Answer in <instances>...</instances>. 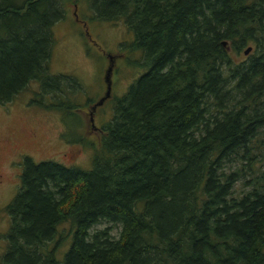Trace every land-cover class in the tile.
<instances>
[{"label": "trees", "instance_id": "16d2710c", "mask_svg": "<svg viewBox=\"0 0 264 264\" xmlns=\"http://www.w3.org/2000/svg\"><path fill=\"white\" fill-rule=\"evenodd\" d=\"M65 1L0 0V103L37 80L31 101L67 128L80 83L47 72ZM88 2L144 70L111 96L87 169L21 158L0 264H264V0Z\"/></svg>", "mask_w": 264, "mask_h": 264}, {"label": "rangeland", "instance_id": "374dc122", "mask_svg": "<svg viewBox=\"0 0 264 264\" xmlns=\"http://www.w3.org/2000/svg\"><path fill=\"white\" fill-rule=\"evenodd\" d=\"M64 5V16L51 26L53 42L47 72L70 74L79 81L81 105L75 110L78 116L73 117L78 120H72L66 128L58 111L34 104L31 99L39 90L37 80L29 81L9 101L0 103V138L16 141L12 145L4 144L0 150V259L5 249L4 233L8 224V215L3 208L16 191L21 158L29 156L35 161L50 158L87 169L92 152L90 145L98 143L100 125L112 113L111 96L123 93L144 70L125 60H138L140 51L137 48L127 52L119 47L121 42H130L133 38L132 31L121 19L97 18L88 0H67ZM243 48L237 52L228 49L234 62L246 57ZM108 66L109 93L92 109L91 105L104 95V75ZM253 91L249 101L258 106L261 96L255 89ZM85 98L90 101L84 103ZM64 132L71 140L62 137ZM237 182L234 189L239 187ZM105 225L111 224L102 222L90 229ZM58 231L61 239L55 249L56 258L66 248L70 234L67 223L59 225Z\"/></svg>", "mask_w": 264, "mask_h": 264}, {"label": "water", "instance_id": "95a60500", "mask_svg": "<svg viewBox=\"0 0 264 264\" xmlns=\"http://www.w3.org/2000/svg\"><path fill=\"white\" fill-rule=\"evenodd\" d=\"M221 42H222V44L225 43L224 40H222ZM250 49H251V46H250V45H246V46L242 49V53L246 54ZM107 55L110 57V54H107ZM109 69H110V67L108 66L107 69H106L105 75H104V78H105V81H106V89H105V91H104V95H102V96H101V97H100L95 103H93V104L91 105V108H92V109L94 108V106H95L96 104H100L101 101L103 100V98H104L105 96H107L108 93H109V80H108V72H109Z\"/></svg>", "mask_w": 264, "mask_h": 264}, {"label": "flooded vegetation", "instance_id": "af4514ba", "mask_svg": "<svg viewBox=\"0 0 264 264\" xmlns=\"http://www.w3.org/2000/svg\"><path fill=\"white\" fill-rule=\"evenodd\" d=\"M8 143L9 144L11 143V145H12V144H15L16 141L14 139L13 140H8L6 137L5 138H0V150L3 148L2 146L4 144H8ZM0 181H1V175H0Z\"/></svg>", "mask_w": 264, "mask_h": 264}, {"label": "bare ground", "instance_id": "6f19581e", "mask_svg": "<svg viewBox=\"0 0 264 264\" xmlns=\"http://www.w3.org/2000/svg\"><path fill=\"white\" fill-rule=\"evenodd\" d=\"M251 49H252V47H251ZM251 49L246 53V55L251 51ZM244 54V53H243Z\"/></svg>", "mask_w": 264, "mask_h": 264}]
</instances>
